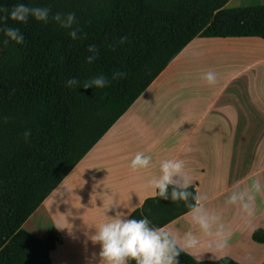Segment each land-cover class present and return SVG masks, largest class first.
I'll return each instance as SVG.
<instances>
[{
    "label": "trees",
    "instance_id": "obj_1",
    "mask_svg": "<svg viewBox=\"0 0 264 264\" xmlns=\"http://www.w3.org/2000/svg\"><path fill=\"white\" fill-rule=\"evenodd\" d=\"M17 0H0L10 7ZM51 14L74 12L79 38L49 18L11 19L25 36L22 45L0 32V264H52L57 233L39 238L23 221L78 160L193 37L256 36L264 39V4L224 7L227 0H23ZM121 38L123 42L121 43ZM88 44L97 59L85 61ZM126 77L105 88L69 89L78 80L114 71ZM5 117L7 119H5ZM25 129H30L27 140ZM189 191L195 194L193 185ZM193 200L152 195L130 215L163 226L189 211ZM187 205V206H186ZM251 239L264 243V229ZM180 264H244L228 256L199 260L182 252ZM134 264V262H133ZM264 264V259L259 263Z\"/></svg>",
    "mask_w": 264,
    "mask_h": 264
},
{
    "label": "crops",
    "instance_id": "obj_2",
    "mask_svg": "<svg viewBox=\"0 0 264 264\" xmlns=\"http://www.w3.org/2000/svg\"><path fill=\"white\" fill-rule=\"evenodd\" d=\"M252 4L264 0H227L224 7ZM209 70L216 73L214 85L201 79ZM137 152L152 160L148 167L132 170L129 162ZM168 158L184 161L195 195L207 197L205 210L217 212L231 233L226 248L212 251L213 237L201 233L190 211L183 213L163 227L178 237L185 232L197 236L199 247L186 252L199 260L233 254L249 259V253L264 248L251 239L255 228L264 229V215L249 225L251 216L226 203L233 190L252 179L262 186L252 202L256 218L264 202V39L193 37L21 227L39 238L55 229L52 264H96L100 245L89 239L94 225L129 213L154 195L148 181Z\"/></svg>",
    "mask_w": 264,
    "mask_h": 264
},
{
    "label": "clouds",
    "instance_id": "obj_3",
    "mask_svg": "<svg viewBox=\"0 0 264 264\" xmlns=\"http://www.w3.org/2000/svg\"><path fill=\"white\" fill-rule=\"evenodd\" d=\"M50 9L46 6H31L17 0L10 7L0 6V32L5 39L22 45L25 41L24 34L19 27L9 26L6 21L11 19L19 24H24L29 17L36 21L48 23L49 18L60 28L68 30L67 34L72 40L79 38L80 32L76 25L74 12L54 13L50 16ZM123 38H121V43ZM85 56L87 63L94 62L98 57V46L88 44ZM126 72L114 71L110 78L104 75H97L91 79L78 80L76 77H69L65 86L69 89L105 88L111 80L126 77ZM201 79L208 85L216 83V73L209 70L204 72ZM5 119H7L5 117ZM30 136V129H25L23 137L25 140ZM152 157L144 152H137L129 162L132 170L146 168L149 166ZM148 184L155 190V195L165 200L187 202L191 196L193 203L189 208L191 220L199 226L201 233L213 237L209 241V248L212 251H221L228 246L230 231L222 222L217 212L209 213L205 210L204 200L206 196H197L189 191L192 184L182 159H163L159 164V175L153 176ZM262 190L261 183L252 179L250 184L238 190H233L226 198V203L239 205L240 209L248 216L252 215V202L257 193ZM187 206V205H186ZM124 207L128 205L124 204ZM215 225V228H213ZM95 231L89 236L93 243L100 245L98 261L96 264H180V254L189 249L197 248L200 240L191 232H185L177 236L169 232L163 226H157L147 216L136 218L129 213L116 214L105 222L94 225Z\"/></svg>",
    "mask_w": 264,
    "mask_h": 264
},
{
    "label": "rangeland",
    "instance_id": "obj_4",
    "mask_svg": "<svg viewBox=\"0 0 264 264\" xmlns=\"http://www.w3.org/2000/svg\"><path fill=\"white\" fill-rule=\"evenodd\" d=\"M260 176H257V177H260ZM259 214L260 215L257 218H256V215L254 216V213L251 215L252 219L249 221V225H251V224L253 225L256 222H259L258 220L263 217V215H264V202L262 204V208H261ZM249 257H250L249 259H246L247 258L246 255L241 254V256H240V255L233 254L231 258H233V259L237 258L239 260V262L244 263V264L259 263L264 259V248H262L261 250L252 251L251 253H249ZM243 258H245V259H243Z\"/></svg>",
    "mask_w": 264,
    "mask_h": 264
}]
</instances>
